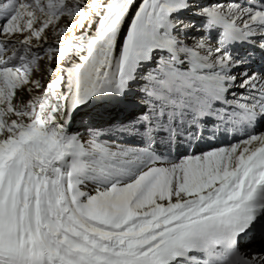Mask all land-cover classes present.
Wrapping results in <instances>:
<instances>
[{
  "label": "snow or ice",
  "instance_id": "6c2138e0",
  "mask_svg": "<svg viewBox=\"0 0 264 264\" xmlns=\"http://www.w3.org/2000/svg\"><path fill=\"white\" fill-rule=\"evenodd\" d=\"M0 264H264V0H0Z\"/></svg>",
  "mask_w": 264,
  "mask_h": 264
}]
</instances>
